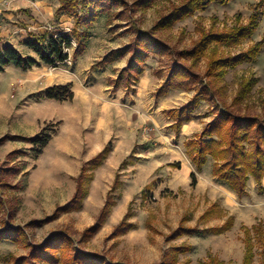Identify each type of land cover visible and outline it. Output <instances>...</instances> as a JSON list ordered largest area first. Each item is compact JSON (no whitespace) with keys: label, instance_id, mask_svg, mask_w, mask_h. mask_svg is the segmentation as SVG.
<instances>
[{"label":"rangeland","instance_id":"1","mask_svg":"<svg viewBox=\"0 0 264 264\" xmlns=\"http://www.w3.org/2000/svg\"><path fill=\"white\" fill-rule=\"evenodd\" d=\"M66 1L0 0V48L13 43L25 54L27 52L21 47L23 41L40 35L39 31L46 28L51 34L56 30L67 32L73 39L68 52L70 58L57 67V72L62 78L76 80L79 93H85L86 84H91L92 93L87 94L95 103L90 119L89 109L86 114L81 102L72 104L74 99L66 102L47 99V90L55 87L47 88L48 81L34 87L24 85L25 72L15 66L0 74V229L7 224L26 228L35 244L66 229L79 249L103 255L113 263L125 264H204L213 259L224 264H243L246 230H249L254 244L253 264H263L262 242L255 228L264 227V193L251 182L248 194L238 197L213 176L211 159L198 172L186 152L187 142L198 138L213 120L214 104L211 101L202 104L193 120L177 135L171 127L173 120L169 112L186 105L195 92L171 91L163 98L155 97L175 59L151 57L145 75L129 88L114 89L113 82L127 66L131 53L115 64L93 68L112 51L131 44L136 37L135 29L154 30L173 5L179 6L187 0H157L150 7L145 6L148 0H124L126 5H118L110 15H101L93 25L83 22L77 25L76 16L63 13L56 20V12ZM254 13L259 17V26L253 38L240 46L220 49L227 52L225 54L237 55L261 41L264 43V0L213 4L179 22L172 30L155 31V35L173 50L181 51L190 49L202 30L226 31L236 25H246ZM83 14L77 13L80 18ZM35 24L41 26V30H32ZM75 29L86 46L82 56H75L79 43L73 33ZM207 65L208 60L202 58L195 71L204 75ZM48 70L52 73L53 68ZM249 79H255L257 84L237 109L242 114L264 118V47L256 63H244L231 69L218 86L224 89L228 105L239 93L241 83ZM69 86L73 91V85ZM117 91L118 97H114ZM98 98L115 103L104 110L103 119L96 107V103L103 100ZM71 107L79 109L78 116L73 115ZM47 125L54 128L52 141L56 140L36 158L31 143L15 137L34 138ZM92 134L97 141L105 142V147L110 144L112 151L104 163L106 167L94 172L93 181L89 182L92 175L89 172L83 176L89 194L82 208L62 213L51 224L31 226L32 221L52 215L60 205L59 198L63 202L68 200L66 204L72 200L78 178L88 163L85 159L90 156V147L83 145L74 149L71 156H66L68 168L63 161L64 155L57 152L56 142L60 137L74 135L75 144L88 138L91 145ZM125 161L127 166L121 168ZM69 173L76 176L70 179ZM117 174H120L119 184L111 194L114 206L105 225L94 238L81 243V233L98 217ZM192 174L196 175V184H193ZM213 206H217L216 216L220 217L202 220ZM128 213L130 217L126 223L134 229L116 237L115 230ZM229 218L234 223L231 230L222 234L210 232L223 226ZM182 227L196 229L200 234L171 238ZM27 253L22 244L3 241L0 243V264H8L9 254L22 256Z\"/></svg>","mask_w":264,"mask_h":264},{"label":"trees","instance_id":"2","mask_svg":"<svg viewBox=\"0 0 264 264\" xmlns=\"http://www.w3.org/2000/svg\"><path fill=\"white\" fill-rule=\"evenodd\" d=\"M157 0H148L146 7ZM232 0H187L179 6H172L171 12L161 18L159 23L151 31L135 29L136 37L131 44L124 48L112 51L103 60L94 65L93 68H103L107 64L120 62L131 53L127 66L119 74V78L113 82L114 89L121 87L129 88L131 84L140 82L146 73L148 60L151 57H170L175 59L166 71L164 83L155 93L157 99L163 98L171 91L195 92L192 99L183 107L169 112L173 120L171 126L175 133L179 135L184 125L190 123L196 110L202 104L211 101L214 106V118L206 125L198 138L189 140L186 144V152L198 172H201L211 159L214 162L212 173L222 184L227 185L238 197H243L248 193V186L251 179H254L259 186V192L264 193V118L242 114L237 109L250 97L251 91L256 86L255 79L244 81L240 85V91L233 99L231 105L225 100L224 89L218 87L234 69L244 63H256L263 50L264 43L261 41L248 51L237 55L225 54L221 48L231 49L240 46L241 43L253 38L259 26V17L254 13L246 25H236L226 31H205L202 30L200 38L190 49L175 51L161 38L155 35V31H170L176 24L186 18L194 16L197 12L203 11L211 5H225ZM118 5H126L124 0H68L56 12V20L60 13L68 16H76V24L81 22L93 25V22L101 15H110ZM84 12L78 17V12ZM73 33L79 41L75 50V56L82 55L86 51V46L82 43L79 31L75 29ZM73 39L65 31L56 30L51 35H32L24 45L30 49L36 57L26 56L17 48L7 45L0 48V74L6 68L15 66L23 71L44 65L49 68H57L69 60L66 48H72ZM177 56V58H175ZM202 58L208 60L207 69L204 75L195 71L197 64ZM188 62L191 65L188 66ZM163 73H160V77ZM112 82V81H111ZM110 82V84H111ZM71 86H55L46 92V98L58 102L72 101L74 92L69 89ZM218 102L221 104H218ZM55 130L51 125L42 129L40 134L34 138L15 137L31 143L33 153L36 158L43 155L45 149L52 141ZM2 139H0V142ZM112 149L109 144L104 150L88 161L82 170V175L78 178L76 194L72 200L64 205L58 206L54 213L44 219L34 220L30 224L35 227H42L58 220L62 213L72 212L82 208L85 198L89 194L88 188L84 186L83 176L86 172L89 182L93 181L94 172L102 167L110 155ZM127 166L123 162L121 168ZM173 167V166H172ZM120 174L115 176L113 188L108 193L106 203L100 211L95 223L87 227L81 233L80 242L94 238L105 225L111 209L112 192L117 189ZM193 184H196V175L192 174ZM217 206H213L202 217V220H210L217 217ZM130 217L126 214L125 220L115 230V236H121L134 229V226L127 224ZM218 215L217 218H219ZM234 226L233 219L229 218L223 226L213 229L214 234H222L231 230ZM257 237L262 242L264 254V227H256ZM200 231L182 227L175 233L174 237L184 234H200ZM246 255L243 264H253L255 253L253 239L250 231L246 230ZM10 241L22 244L28 250L26 255L16 256L9 254L8 264H125L113 263L103 255L85 252L77 247V242L68 230H61L47 237L42 243L35 244L31 241L26 228L11 226L7 224L0 229V243ZM204 264H224L213 259L210 263ZM264 264V263H263Z\"/></svg>","mask_w":264,"mask_h":264},{"label":"crops","instance_id":"3","mask_svg":"<svg viewBox=\"0 0 264 264\" xmlns=\"http://www.w3.org/2000/svg\"><path fill=\"white\" fill-rule=\"evenodd\" d=\"M32 28V30H34V31H36L37 32V30H41V26H39L38 24H35L33 27H31ZM29 33H32L31 31L29 32ZM38 33H40V34H42V35H47V36H49V35H51V33L49 32V30H47L46 28H45V30H41V31H39ZM27 39H25L24 41H23V43H22V45H21V47L22 48H24L25 49V51L27 52V53H25L24 55H26V56H32V57H36L35 56V54L30 50V49H28L25 45H24V42L26 41ZM10 46H13V47H15V48H17L20 52H21V50H20V48L17 46V45H15V44H13V43H11V44H9ZM85 53V52H84ZM83 53V54H84ZM82 54V55H83ZM81 55V56H82ZM10 68H12V66H10V67H8V68H6V71H8ZM48 68L49 67H46V66H44V65H41L40 67H36V68H33V69H36V70H38L39 71V73H36L35 74V72L33 71V70H29V71H24L25 72V75H24V80L22 81V84H30L32 87H34V86H36V85H40V83L41 84H45V82H49V85H47V88H49V87H52V86H59V85H62V86H67V85H73V92H74V101L72 102V104L73 103H77L78 102V104H80L79 102H81L85 107H86V114H87V112H88V109H89V113H88V115H89V118L90 119H92V116H93V108L95 107V103H92L91 101H90V97H89V95L87 94L88 92H91L92 93V91H91V84H86L87 85V91L84 93V92H82L81 91V93H79L78 92V90H77V85H78V82H76V80L75 81H73L72 80V77H70V78H68V77H64V78H62L61 77V75H60V73L59 72H57V71H59V70H57V68H53V70H52V73L51 72H49V70H48ZM96 70V69H95ZM13 71L14 72H16L15 71V69H13ZM38 74V75H37ZM35 75H37V76H35ZM145 75V74H144ZM43 77L44 78H46V80L45 79H43ZM55 77H57V78H55ZM48 78V79H47ZM55 79H57L56 81H55ZM110 87H112V85H109ZM44 88H46V86L45 87H42L41 89L43 90ZM114 88V87H113ZM118 93H119V91H117V93H115L114 94V97H118ZM97 100H103L101 103L99 102V103H96L97 104V109H98V115H99V117H101V119H103V116H105V112H104V110H106V109H108V106L110 105V106H112V105H114L115 103H113V101H108V100H106L105 98L104 99H101V98H98ZM71 110H72V112H73V115L76 117V116H78L79 115V109L78 108H74V107H71ZM93 139L91 140L92 141V143H91V145H90V143H89V139L88 138H86L84 141H82L81 143H79V142H76V144L73 142V139H75L76 138V136H74V135H71V136H63V137H60V139H58V141L56 142V146L59 148L58 149V153H61L62 155H64V158H63V161H64V164H66L67 165V167L68 168H70V166H69V164L67 163V160L65 161V159L67 158L66 156H71V154H72V152L74 151V149H76V148H78L79 146H80V148H82V146L83 145H87V146H89L90 148V150H89V153H90V156L89 157H87L85 160H86V162H88V161H90L91 159H93L95 156H97L99 153H101L103 150H104V148H105V145H106V143L104 142V143H101L99 140L97 141L96 140V137H95V135L94 134H92V136H91ZM56 140V139H55ZM55 140L54 141H51L50 142V145L49 146H51L52 144H54L55 143ZM107 165V164H106ZM106 165L104 164L102 167H100V168H98L95 172H97L98 170H103L105 167H106ZM74 176H76V174L74 175L73 173L71 174V173H69V177H70V179H71V177H74ZM251 182H255L254 181V179H251L250 180V182H249V185H250V183ZM256 183V182H255ZM248 192H249V190H248ZM76 193V192H75ZM233 193V192H232ZM233 194H235V193H233ZM248 194V193H247ZM245 196V195H244ZM243 196V197H244ZM68 201V200H67ZM67 201H65V202H63V201H61V199L59 198V201H58V203L60 204V205H57L56 206V208L58 207V206H64V205H66V203H67ZM71 201V200H70ZM56 208H55V210H56ZM54 210V211H55ZM54 213V212H53ZM52 213V214H53ZM49 216V215H48ZM97 219V218H96ZM96 219H95V221H96ZM57 221V220H56ZM95 221L91 224V225H93L94 223H95ZM55 222V221H54ZM53 223V222H52ZM51 224V223H50ZM91 225H89V226H87V227H90ZM86 227V228H87Z\"/></svg>","mask_w":264,"mask_h":264},{"label":"built area","instance_id":"4","mask_svg":"<svg viewBox=\"0 0 264 264\" xmlns=\"http://www.w3.org/2000/svg\"><path fill=\"white\" fill-rule=\"evenodd\" d=\"M73 44V43H72ZM70 48H66L65 51L68 53Z\"/></svg>","mask_w":264,"mask_h":264}]
</instances>
